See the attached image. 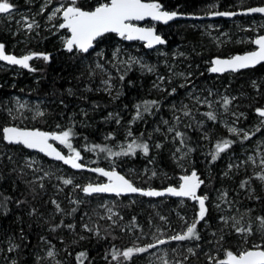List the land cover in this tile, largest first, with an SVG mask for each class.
<instances>
[{
	"label": "trees",
	"instance_id": "obj_1",
	"mask_svg": "<svg viewBox=\"0 0 264 264\" xmlns=\"http://www.w3.org/2000/svg\"><path fill=\"white\" fill-rule=\"evenodd\" d=\"M104 1L108 2V0ZM158 1L167 10L187 14L202 15L201 9L210 2L217 7L215 12L238 10V0ZM14 3L18 7L22 5L21 1L15 0ZM92 3L80 0L79 6L84 9H91L93 8ZM263 4L264 0H249L243 8ZM252 17L263 16H240L235 19L245 20ZM216 20L227 24L232 19L218 18ZM8 25L5 20L0 21V40L5 43L7 51L11 52L13 49L14 54L18 55L23 51L33 49L35 53L47 55L49 59L45 60L41 56L33 60L29 68L21 69L16 66L7 67V65L0 62V205H2L0 207V253L6 256L13 255L19 264H33L36 252L41 250L47 243L54 242L62 251L66 247L64 252L66 264H80L77 260L80 252L87 254L83 264H118V261L112 260L113 249L122 252L129 247H140L148 244L144 240L141 245L138 240L145 239L146 230L151 229V221L156 220L152 218L155 217L154 214L143 211L140 200H154V198L135 196L137 200L131 206V209L125 213L129 227L126 232L120 228L112 229L105 226L101 227L102 232L99 234L84 229L83 225H85L87 217L90 215L88 203L93 198L104 197V195H94L90 199L88 198L87 202L81 203L76 195L68 194L66 189L65 192H67L70 202L67 206L59 204L63 211L57 212L55 205L52 203L54 192L47 185L41 188L34 181L30 171L23 166V156L35 152L28 151L19 145L8 144L3 140L2 129L14 122L6 114V100L16 92L32 99L45 100L47 103L46 113L40 116L35 124L26 122L20 124V126L52 132L71 127L75 133L71 141L73 147L81 152V155L86 158V162H89L91 166L106 167L112 161L120 172L128 171L134 166L141 168L144 164L143 160L140 159L141 154H143L141 151H137L135 155L109 157L105 152L89 149L93 145H100L102 147L106 146L112 151H120L121 146H125L132 141H127L129 138H133L137 142H147L150 150L147 155L143 154V156L150 162H154L155 165H159L167 173L155 180L147 178L132 180L135 185L148 186V188L177 185L181 177L180 170L171 158L174 149L171 139L176 141H179V139L175 138L174 132H167L166 126L161 125V120L157 119L159 115L156 110L160 106L162 109L164 101H160L159 97L150 94L151 87L148 76H141L135 72L123 75V73L116 71L118 74L120 73V77H124L123 80L119 79L120 95L112 96L101 91L97 84L99 82L98 78H101L98 70L94 66H87L86 63L82 62L89 53H75V50L72 52L64 50L63 37L68 35L66 29L54 28L52 30L40 27V30L37 29L27 36L26 42H16L19 38L12 35V30ZM261 25L263 26L264 22ZM157 28L159 31L163 30L164 36L167 38V44L163 46L165 49L181 46V48L196 57V60L212 59L214 53L211 52L212 50L202 48L203 36L200 35L202 32L197 31L200 30V27H195L194 22L191 20H179L166 26L158 24ZM261 30H263L262 27L259 31ZM259 34H262V32ZM117 40L120 39L116 34H106L96 43L95 48H111L110 46ZM244 50L245 48L242 46H233L229 49H223L217 54L225 57L231 53L236 54ZM263 71L264 64L232 74V78L235 80L233 87L241 92L238 97L241 108L248 111L249 116H251L250 113H253L251 111L255 105L262 106L264 104V97H256L259 89L263 86L258 79L264 76ZM210 76L213 77V75ZM225 78L226 74L220 75V79ZM244 78H247V80L243 83L238 82ZM250 80L253 83L252 85L249 83ZM152 100L157 101L158 106L153 107L149 113H143L142 118L138 119L142 121L146 119L147 124H151V130L148 128L143 131V134L137 137L138 139L133 135L127 136L125 129L136 130L138 127L136 123L138 120L134 121L133 119L136 115V105ZM249 120L250 117L246 119V122ZM117 121L119 122L117 123ZM207 123V128L204 127L203 130L198 129L197 131L184 125H178L174 128L176 131L184 133L183 149L187 150L199 173L206 172L209 175L212 188L202 186L200 191L205 188L211 195L214 188L220 186L227 195L238 194L241 191V183L250 180L248 185L251 186L252 194L248 196V199L243 198V193L238 194L237 197L242 202L248 200L247 203L251 210L248 220L243 226L247 227V224L251 223L254 228L258 227L256 218L264 217V188L261 187V184H254V181L250 178L251 175L246 178L245 175H238L234 170H228L225 163L227 157L232 153H238L241 146L249 140L236 139L234 136L229 135L218 120L211 121L207 119ZM154 128L157 129L155 132L153 131ZM223 139H232L235 143L213 162L211 154L214 152V146L217 141ZM157 144H160L161 147L157 148ZM38 155L55 167L61 164L49 160L41 154ZM201 156L206 158L203 163L199 164L200 159L203 158ZM64 168L71 173H77L73 169H68L67 166ZM79 174L95 175L86 171L79 172ZM65 188L68 187L65 186ZM119 199L125 201L127 196H121ZM162 199L167 200L165 202L166 207L164 206L165 211L171 212H166L164 216L174 219L175 205L173 204L178 199L160 198L155 200ZM183 200L191 205L193 204L190 200ZM33 209H35L34 213L32 212ZM73 209L76 210L73 211ZM243 216H247V214ZM216 218L215 211L211 212L210 210L205 220L197 225V231L200 235V239L197 240L199 247L194 252L195 254H190L187 258L184 257L182 264H215V260L208 259L207 254L204 253L203 243L206 239L210 242L216 239V245L225 247L231 235L227 232L220 235ZM57 225L60 226L56 227ZM68 225L74 227L69 228ZM54 228L55 230H53ZM221 236L224 237L222 241L220 240ZM9 240L12 245L17 246L10 252L6 249V242ZM262 243L261 245L264 246V241ZM1 256L2 254L0 255V263H2ZM143 257V254H135L130 260L126 261L121 257L119 264H145Z\"/></svg>",
	"mask_w": 264,
	"mask_h": 264
},
{
	"label": "rangeland",
	"instance_id": "obj_2",
	"mask_svg": "<svg viewBox=\"0 0 264 264\" xmlns=\"http://www.w3.org/2000/svg\"><path fill=\"white\" fill-rule=\"evenodd\" d=\"M14 1L15 0H10L15 6ZM16 1H21L22 5L20 7L15 6L11 13L0 16V21L5 20L9 24L8 26L12 30V35L18 36L19 39L16 42H26L27 36L40 27L52 30H54V28H59V24L63 22L62 18L58 15L56 19L49 21L48 16L55 7L59 6V4L64 3L66 5L68 3V0H52L50 4L47 3V0ZM79 1L80 0H77L78 6ZM83 1L93 2V8L100 3H106L104 0ZM248 1L249 0H238V9L243 8ZM46 4L47 6L45 7ZM42 7L45 8L43 13L41 12ZM163 9L165 8L163 7ZM215 11H217V7H215V4L212 2L205 4L201 9L202 14H208ZM24 17H27L29 22L34 20L38 27L34 26L29 31L25 27L23 20ZM191 21L194 22L195 27H200V30L197 31L202 32L200 33V35L203 36L202 48L212 50L211 52L214 53L212 58L220 56L217 54L219 51L229 49L233 46L244 47L245 50L243 52L251 51L255 48L252 41L258 36L264 34V25H261V23L264 22V17H252L245 20L232 19L227 24H223V22L218 20L208 19ZM245 21H247V23H245ZM142 25L157 26L158 24L151 21H145ZM261 27L263 30L259 31ZM260 32H262V34H259ZM160 33L164 34V31L162 30ZM68 37L69 32L66 37H63V45ZM110 47L111 48L106 49L95 48L82 61L83 63H86L87 66H94L98 70V74L101 78H98L99 82L97 84L101 91L112 96L120 95L119 74L123 73V75H129L130 73L135 72L141 76H148L147 78H149L148 81L152 92H150V94L159 97L160 101H164L162 109L159 105L160 107H158L156 113L158 112L159 116L157 119L161 120V125L166 126L167 132H169V128H175L178 125H184L195 131L198 129L203 130L204 127L207 128L208 118L204 113L208 111L215 112L217 120L222 128L236 139H241V137L230 133L228 131L229 127L243 129L245 132L249 133L255 132V135H253L245 145L243 144L241 146L238 153H232L227 157L225 163L228 170H234L238 175H245L246 178L251 175L250 178L254 181L253 183L261 184V187L264 188V181L256 178L258 173L264 172V168L260 166V160L264 158V126H260V117H258L255 111L258 107L263 108L264 104L262 106L255 105L251 111L253 113H250L251 116L248 115V111L241 108L240 100H238L241 92L233 87L235 80L232 78V74L234 73H228L226 74L225 79H220V75H215L209 71V68L212 66V59L205 61L196 60V57L192 56L189 51L181 48V46H176L170 49H165L163 46L148 49L142 42H126L123 39H120L114 41ZM11 52L14 53L13 49ZM78 52L83 53L79 50H75V53ZM29 53L35 52L33 49H28L18 55ZM236 54L231 53L225 57H233ZM97 64L102 65L103 68H98ZM17 68L21 69L19 67ZM149 68H151L152 71H149ZM116 71H119L120 73L118 74ZM181 73L184 75H180ZM210 75H213V77ZM161 77L164 79L161 80ZM258 79L259 83H262L263 86L259 89L256 97H264V76ZM246 80L247 78H244L238 82L243 83ZM105 81H110V88L104 83ZM249 83L250 85L253 84L251 80ZM181 85H183V87H181ZM173 88L176 89V92L170 95L169 93L172 92ZM210 92L212 95H209ZM223 96L235 97L232 104L229 106L228 112H224L221 104L217 102L221 101ZM196 97H199L200 100L207 98L212 101V107L209 108L206 104L198 103ZM6 105V114L12 121H14L12 122V125L19 127H21L20 124H25L26 122L35 124L40 117L37 116L36 113L38 111H43L45 114L47 110V103L45 100L32 99L31 97L22 95L18 92L10 95L6 100ZM20 105H24V107H20ZM185 111H190L191 114L185 116L183 114ZM233 113L236 115H233ZM176 117H179V121H177ZM248 117H250V120L252 121L249 120L246 122ZM165 121H167V123H165ZM136 123L138 124L136 130H124L127 136L129 131H131L132 135L137 138L140 134H143V131L146 129L149 128L151 130V124H147L146 119L143 121L138 120ZM257 126H260V131L258 132L256 131ZM61 130L63 129L58 130V132ZM156 130V128L153 129L154 132ZM131 140H133V138H129L127 141ZM171 144L174 148L171 158L173 163L176 164V167L180 170V176L190 174L195 170L203 181L202 186L206 188L210 186V188H212L208 173H199L198 169L195 167L194 161L189 157V153L186 149H183V146L179 141L171 139ZM59 147L69 154V150L64 145L60 144ZM178 148L180 151H177ZM81 157L84 163L90 165L89 162H86V158L82 155ZM249 157H252L255 160V164H253L252 160H249ZM205 158L206 157L201 158L199 164L203 163ZM140 159L143 160V167L139 168L134 166L130 170L122 172L131 181L136 178L138 180H141L142 178L155 180L159 179V176L167 174L159 165H155L154 162L147 160L143 154H141ZM22 163L23 166L30 171L34 181L39 186L40 183H43V186L47 185L48 188L54 192L52 194V199L57 201L61 206H67L70 202L68 194L76 195L81 203L84 201L87 202L88 198L90 199L93 197L84 194L80 188L76 187V185L84 186L88 183L105 182L103 178L96 174L88 176L79 174V172L71 173L67 171L62 164L57 165L56 167L50 165V162L41 158L38 153L25 154ZM29 164H31V167H29ZM229 165H233V167L230 169ZM106 167L119 170L112 161L108 163ZM68 169L71 168L68 167ZM45 173L48 175L45 176ZM153 173H155V175H153ZM40 177H43L42 181L38 179ZM69 178L72 179L73 183L70 185H64L62 182L63 179ZM65 186L68 188H65ZM139 187L148 188V186ZM66 189L68 190V194L65 192ZM224 193L225 191L222 190L220 186L215 187L211 195H209L208 190H205V188L200 191V194L208 197V200L206 201L208 212L210 210L211 212L215 211L220 235L225 234L224 232L231 233L228 244L225 247L216 245V239H214L213 242L206 239L203 243L202 246L204 248V253L207 254L208 259L209 257H212L213 259L210 260H215V264L216 261L225 258V249H231L234 253L238 254L241 250L251 248L253 245H261L264 241V234L257 230L258 227L254 228L252 226V235L238 234L232 227V217H235L236 220L240 221V224L237 225V227L243 226L248 220V215L251 213L248 206L249 204L247 203L248 200L242 202L237 196H239L238 194L243 193V198L248 199V196L252 194L251 186L248 185L243 188L241 187V191H239L238 194L234 193L223 196ZM136 200L135 196H127L125 201L120 200L119 197L113 196L93 198L88 203L90 215L87 217L85 225H88V228L91 229V231H87L99 234L102 232L101 227L105 226L112 229L120 228L122 231L126 232L129 227L128 221L125 218V213L131 209V206H133ZM166 201V199L140 200V206L143 208V211H146L149 214H154L155 217L152 218L153 220H156L153 222L151 221V229L148 228V230H146L145 239L138 240L141 245L144 240H146L148 244L140 247H146L149 244H156L157 240L166 241L164 244H157L156 247L148 249L147 252L140 253L144 256L145 264H164L165 260H167L168 264H182L183 258L189 257V255L193 254V252L199 247L197 243L198 241L195 239L184 241L169 239L171 236L183 234L187 227L195 221L199 211L198 201L190 200L193 203L191 205L183 199H178V201L173 204L175 205L173 212L175 215L174 219H169V217L164 216L166 215V212L171 213L164 209ZM109 209H111V212ZM113 213H115V215H113ZM244 214H247V216H243ZM109 216H112V219H108ZM222 216L228 219L227 224L221 221L220 218ZM85 225H83V227ZM6 244V249L10 252L9 248L13 246L11 241L9 240ZM189 248L193 249V252H189ZM49 250L55 252L53 258L47 256ZM65 250L66 247H64L62 251L54 242H49L41 250L36 252L33 264H57V262H59V264H66V259L64 258ZM1 254L2 263L0 264H13V262L19 264L16 257L13 255L6 256L3 255V253H0V255Z\"/></svg>",
	"mask_w": 264,
	"mask_h": 264
},
{
	"label": "snow or ice",
	"instance_id": "obj_3",
	"mask_svg": "<svg viewBox=\"0 0 264 264\" xmlns=\"http://www.w3.org/2000/svg\"><path fill=\"white\" fill-rule=\"evenodd\" d=\"M52 0H47V3L50 4ZM47 4L45 5V7ZM14 4L10 0H0V14H9L14 10ZM45 10L44 7L41 8V12ZM249 13H261L264 14V6L260 7H250L247 8L245 14ZM211 15L216 16H234L237 15L235 12H212ZM62 18V23L59 24L60 29H68L71 33L65 41V48L72 52L73 49H78L81 52L87 53L90 48L93 47V42L98 38L103 36L106 33H116L120 37H123L126 40H143L147 43L149 48L157 44H164L166 41L162 39L160 35L156 34L155 28H142L132 23V21L144 20L146 17H150L154 21H161L163 23H168L173 18L177 17L178 13L176 11H166L163 10L162 5L158 0H108L106 3H100L92 10H85L78 6L77 0H68V3L59 4L55 7L53 11L49 14L48 20L52 21L57 18V16ZM25 27L30 31L34 26L38 25L33 20L29 22L27 17L23 18ZM257 47L255 50L247 52L243 55H235L231 58L222 59L214 58L211 61V67L209 71L212 73H224L226 71L236 72L241 69L254 67L258 64L264 62V35L258 36L255 40L252 41ZM37 55H42L45 60H48L49 57L44 54L32 53L30 55H25L23 57L17 58L15 55L6 54L5 46L0 44V61H7L9 64L20 65L24 68H29V61ZM98 68H103L102 65L97 64ZM34 70V69H33ZM152 71L151 68L148 69ZM180 75H184L181 73ZM121 80L124 79L123 76L120 77ZM161 80L164 78L161 77ZM110 88V81L104 82ZM255 83V82H254ZM183 87V85H181ZM176 89L173 88L172 92L174 94ZM209 95H212L210 92ZM235 97L223 96L221 101H217L221 104L224 112L229 111V106L232 104ZM198 103L206 104L209 108L212 107V101L207 98L200 100L199 97H196ZM155 106H158V102L155 100L144 101L143 104L136 105V115L133 118L134 121L141 119L143 113H149L151 109ZM24 107V105H20ZM256 114L260 117V126H264V108H256ZM185 116L190 115V111H185L183 113ZM37 116H43V111H38ZM204 115L211 121L217 120V115L213 111H208ZM233 115H236L233 113ZM179 121V117H176ZM119 121H117L118 123ZM167 123V121H165ZM260 126H257L256 131H260ZM59 127V126H58ZM169 132L175 133V138L179 139L180 144H184V133L176 131L174 128H169ZM228 131L233 135L241 137L242 140H249L255 132L249 133L245 132L243 129H238L236 127H229ZM3 140L9 144H19L23 145L28 149H37L42 153H45L49 157H53L55 160L63 161L65 164L71 165L74 169H83L84 164L80 163L82 157L81 152L73 147L72 138L75 136V133L71 127L63 129L59 132H45L39 129H28L21 128L18 126H7L2 129ZM129 136L132 135L131 131L128 133ZM110 138V137H109ZM49 141H58L61 145H64L68 150L69 154L66 156L61 151H59L52 143ZM235 143L232 139H223L217 141L214 146V152L211 154V160L216 161L221 153L226 152L231 146ZM157 148L161 147L160 144L156 145ZM89 150L95 151L99 150L100 152H105L109 157H120L135 155L137 150L141 151L144 155L149 153V144L147 142H137L133 139L126 146H121L120 151H112L110 148L100 145H93ZM177 151H180L178 148ZM191 151V149H189ZM249 160H252L255 164V160L252 157H249ZM260 166L264 168V158L260 160ZM31 167V164H29ZM233 165H229L231 169ZM90 171L99 173L101 176L107 177V183H88L87 185L81 186L76 185L77 188H80L81 191L86 195H92L96 193H114L117 196L126 193H141L146 196H163L166 193L176 197H187L194 201H198L199 211L197 218L193 223H191L186 231L183 234H177L171 236L170 240L184 241L195 239L199 240L200 235L197 231V225L205 220V217L208 213L206 207V201L208 197L206 195H198L197 190L200 188L203 183L199 179L197 172L193 170L190 175H183L180 177L181 183L178 187L169 186L163 191L157 190H143L134 186L133 182L127 179L124 175H121L119 172L112 170H105L103 168H92ZM45 176L48 174L45 173ZM155 175V173H153ZM256 178L264 181V172L258 173ZM41 181L43 177L38 178ZM64 185H70L73 183L72 179H63ZM250 183V180L244 181L241 183V187H246ZM40 187L43 188V183H40ZM227 193H224L223 196H226ZM222 196V198H223ZM52 203L55 205L56 211H63L60 208V205L57 201L53 200ZM78 203V202H76ZM2 207V205H0ZM76 209H73L75 211ZM111 212V209H109ZM35 212V209L32 210ZM115 215V213H113ZM108 219H112V216H109ZM225 224L228 223V219L225 217L220 218ZM233 220L232 227L238 234H253L252 224L249 223L247 227L239 226V220H236L235 217L231 218ZM258 228L257 230L261 233H264V217H257ZM57 225L56 227H59ZM69 228L74 227L73 225H68ZM86 230L91 231L88 228V225L84 226ZM55 230V228L53 229ZM223 236L220 237L222 241ZM165 240H157L156 244H149L146 247H129L124 251H119L113 249L112 251V260L120 261L122 257L123 260H130L133 255L147 252L148 249L156 247L157 244H164ZM17 247L13 245L9 248V251H13ZM189 252H193V249L189 248ZM225 258L219 261H216V264H264V246L262 245H253L251 248L241 250L238 254L234 253L231 249H225ZM193 254H195L193 252ZM85 252H80L77 256V260L80 264H83V260L86 258ZM49 258L55 256V252L49 250L47 252ZM209 259H213L209 257ZM15 264V262H13ZM59 264V262H57ZM164 264H168L167 260L164 261Z\"/></svg>",
	"mask_w": 264,
	"mask_h": 264
},
{
	"label": "water",
	"instance_id": "obj_4",
	"mask_svg": "<svg viewBox=\"0 0 264 264\" xmlns=\"http://www.w3.org/2000/svg\"><path fill=\"white\" fill-rule=\"evenodd\" d=\"M158 2H159V1H158ZM159 3H160V2H159ZM160 4H161V3H160ZM161 5H162V4H161ZM260 6H264V4H263V5H256V6H253V7H260ZM162 8H163V5H162ZM249 8H250V7H249ZM83 9H84V8H83ZM93 9H94V8H93ZM246 9H247V8L238 9V10H235V11H230V12H235V13H237V15H234V16H216V15H211V14L196 15V14H187V13H184V12L176 11V12L178 13L177 17L173 18L171 21H169V22L166 23V24L163 23V22H161V21H154V20H152L150 17H146L144 20H140V21H135V20L132 21V23H134V24H136L137 26L142 27V28H150V27H154V28H155V31H156V34H157V35H160V36L162 37V39H164V40L166 41V43H164V44H157V45H154V46L151 47V48H149V47L147 46V43H146L145 41H143V40H138V39H137V40H126V39H124L123 37H120L118 34H116V33H114V34H116L118 38L123 39V40L126 41V42H134V41L142 42V43L145 44V46H146L148 49H153V48H156V47H159V46H164V45H166V44H167V38L164 36V34L160 33V31L158 30L157 26H147V25H142L145 21H151V22H155L156 24H162V25H165V26H166V25L171 24L172 22L179 21V20H206V19L216 20V19H218V18L235 19V18L240 17V16H248V17H249V16H254V15H259V16H263V17H264V14H261V13H249V14H245ZM85 10H92V9H85ZM163 10H165V9H163ZM166 11H167V10H166ZM173 11H174V10H173ZM170 12H171V11H170ZM0 15H1V14H0ZM67 30H68V29H67ZM68 32H69V37H70L71 33H70L69 30H68ZM106 34H109V33H106ZM106 34H104V35H106ZM104 35H103V36H104ZM262 35H264V34H262ZM103 36L98 37V38L93 42V47L90 48L89 51H88L87 53H90L91 51H93V50L95 49V47H96V43H97V42H98ZM254 40H255V39H254ZM0 44H3V45H4V43H2L1 41H0ZM253 45H254V47H255L253 50H255L257 46H256L254 43H253ZM4 46H5V45H4ZM63 48H64V50L68 51V50L65 48V44H64ZM74 50H78V49H75V48H74L73 51H74ZM253 50H251V51H253ZM5 52H6V54L15 55L17 58L23 57V56H25V55H30V54H32V53H29V54H25V55H17V54H14V53H12V52L7 51L6 47H5ZM247 52H250V51H246V52L238 53V54H236V55H243V54H245V53H247ZM83 53H84V52H83ZM87 53H84V54H87ZM36 54H41V53H36ZM41 56H42V55H37V56L33 57V59L29 61V66H30V64H31V62H32L33 60L38 59V58H40ZM234 56H235V55H234ZM217 57L222 58V59L231 58V57L215 56V57L212 58V60H213L214 58H217ZM0 62L4 63V64L7 65V66H11V67H15V66H16V67H19V68H24V67H22V66H20V65L9 64L7 61H0ZM262 64H264V62H262L261 64H258V65H256V66H254V67H249V68L241 69V70L236 71V72L226 71V72H224V73H213V74H215V75H224V74H228V73H238V72H241V71H244V70H248V69L256 68V67H258V66H260V65H262ZM211 73H212V72H211ZM263 108H264V107H263ZM7 126H16V125H7ZM7 126H5V127H7ZM18 127H19V126H18ZM21 128H24V127H21ZM28 129H39V128H28ZM39 130H41V131H45V132H52V131H46V130H43V129H39ZM5 142H6V141H5ZM49 142L52 143V144L54 145V147H56V148H57L59 151H61L64 155H66V156L68 155L66 152H64V151L59 147L60 143H59L58 141H49ZM6 143H7V142H6ZM8 144H9V143H8ZM12 145H19V144H12ZM19 146H22L23 148H25V149L28 150V151H31V152H35V153L41 154L42 156L46 157V158L49 159V160H52V161H54V162L61 163V164L65 165V166H67V167L73 169L74 171H77V172H85V171H86V172H90V173H93V174L98 175L99 177H101V178H103V179L105 180V182H98V183H107V182H108V181H107V177L101 176L99 173L92 172V171H90V169L99 167V168H103V169H105V170H112V169L107 168V167H102V166H91V165H88V164L84 163L82 159H81L80 163L84 164L85 167H84L83 169H74V168L71 167V165L65 164L63 161L55 160L53 157H49V156H47L45 153H42V152H40V151L37 150V149H28V148H26V147L23 146V145H19ZM115 171L119 172L121 175H124V176L128 179V177H127L124 173L120 172V171L117 170V169H115ZM196 172H197V171H196ZM190 174H191V173H190ZM190 174H187V175H190ZM197 175H198L199 179L201 180L200 175L198 174V172H197ZM129 180H130V179H129ZM180 183H181V182H180ZM133 184H134V183H133ZM134 186H136V185L134 184ZM170 186L178 187L179 185H177V186H176V185H170ZM136 187H137V188H140V189H143V190H145V191H147V190L163 191L164 189L168 188L169 186H167V187H163V188H142V187H139V186H136ZM201 187H202V184H201L200 188L197 190V194H198V195H202V194H200ZM94 195L116 196V197H121V196H123V197H125V196H145V197H147V198H154V199H160V198H176V199H189V200H191V201H194V200H192V199H190V198H187V197H176V196H172V195L167 194V193H166L165 195H163V196H154V197H153V196L142 195L141 193H126V194H121V195H119V196H117V195L114 194V193H96V194H92V195H89V196H94ZM206 207H207V203H206Z\"/></svg>",
	"mask_w": 264,
	"mask_h": 264
},
{
	"label": "flooded vegetation",
	"instance_id": "obj_5",
	"mask_svg": "<svg viewBox=\"0 0 264 264\" xmlns=\"http://www.w3.org/2000/svg\"><path fill=\"white\" fill-rule=\"evenodd\" d=\"M2 15H7V14H1L0 16H2ZM67 30V29H66ZM1 41V40H0ZM2 42V41H1ZM2 43H4V42H2ZM4 45H5V43H4ZM5 47H6V45H5Z\"/></svg>",
	"mask_w": 264,
	"mask_h": 264
},
{
	"label": "bare ground",
	"instance_id": "obj_6",
	"mask_svg": "<svg viewBox=\"0 0 264 264\" xmlns=\"http://www.w3.org/2000/svg\"><path fill=\"white\" fill-rule=\"evenodd\" d=\"M178 124V123H177Z\"/></svg>",
	"mask_w": 264,
	"mask_h": 264
}]
</instances>
